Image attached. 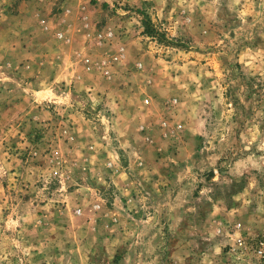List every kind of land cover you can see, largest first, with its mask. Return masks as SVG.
Returning <instances> with one entry per match:
<instances>
[{"label":"rangeland","instance_id":"rangeland-1","mask_svg":"<svg viewBox=\"0 0 264 264\" xmlns=\"http://www.w3.org/2000/svg\"><path fill=\"white\" fill-rule=\"evenodd\" d=\"M24 1L0 0V264H264V0H91L86 56L14 36Z\"/></svg>","mask_w":264,"mask_h":264},{"label":"crops","instance_id":"crops-1","mask_svg":"<svg viewBox=\"0 0 264 264\" xmlns=\"http://www.w3.org/2000/svg\"><path fill=\"white\" fill-rule=\"evenodd\" d=\"M9 1L10 0H8V2ZM26 7L29 10H27ZM104 11L105 10L103 9L102 6L100 5L94 6L91 3V0H25L21 4L20 9L17 10L14 13V15L4 16V19H1V20H6L5 22H7L8 20L15 21L16 28L14 29V36H19L23 32L24 28L30 29L31 26L36 25L37 28L35 29H37V31H40L44 35L46 34V36L52 35L53 37H56L58 33H63V35L66 38H70L72 42H73L72 39L76 38L78 43L82 44L79 47L80 49L79 52L81 53V55L84 54L86 56L85 53H91V49L86 44V41H88L89 36H93V35L90 34L91 30L85 28L84 24L90 23L93 25L94 20L96 18L104 15ZM0 22H3V21H0ZM45 29H48V30L46 31ZM57 57L60 58L61 56L58 55ZM70 66L72 65L70 64ZM72 68L73 67L67 68L69 70V75L74 74ZM133 100L137 102L139 106H142L141 100L139 99L130 98L129 102L132 103ZM135 110L139 111L140 109L137 107ZM120 132H122V134L129 133V131L124 127L120 130ZM121 139L124 140L125 138L121 136ZM142 144H145L148 147L158 146V144H154V143L150 145L149 143L143 142ZM100 146H102V149L104 151L107 150V147H104V145L100 144ZM124 147L133 148V145L132 144L129 145L128 142H126L125 144L124 142L122 143V145H120V147L118 148V151L117 150L114 151L115 154L110 153L108 154L107 158H104V156H102V153H101L97 155V157L98 159L99 157L101 159L102 158L104 159V160L102 159L101 161L102 163L107 161L111 154H112V157L114 156L113 160H115V158L118 159L120 158V155H119V153L121 152L120 148H124ZM117 155H118V158H117ZM81 160L86 161L88 165L92 163L91 157L88 154H84V157H82ZM114 164L115 162H113V166ZM151 165L149 164V166H147L149 168L147 169V172H146L147 174L146 178H148V181H150V179H153L152 176L154 174L153 170L151 171V168H152ZM114 172H115L114 174L117 173V171H114Z\"/></svg>","mask_w":264,"mask_h":264},{"label":"built area","instance_id":"built-area-1","mask_svg":"<svg viewBox=\"0 0 264 264\" xmlns=\"http://www.w3.org/2000/svg\"><path fill=\"white\" fill-rule=\"evenodd\" d=\"M100 2H108V0H98ZM113 36V33L112 32H109V33H100L98 35V38L99 39H109ZM58 37H62L61 34L58 35ZM245 242L244 238L243 237H238L237 239V243L239 244V246H242V244ZM257 255L259 257H264V241H259V246H258V250H257Z\"/></svg>","mask_w":264,"mask_h":264}]
</instances>
